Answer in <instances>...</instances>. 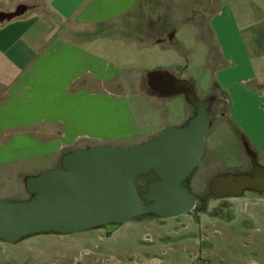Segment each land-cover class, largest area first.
<instances>
[{"label": "crops", "instance_id": "crops-1", "mask_svg": "<svg viewBox=\"0 0 264 264\" xmlns=\"http://www.w3.org/2000/svg\"><path fill=\"white\" fill-rule=\"evenodd\" d=\"M153 1L0 0V166L46 159L30 168L38 174L74 149L131 146L166 126L143 125L133 102L144 104L145 95L127 91L140 89L153 67H135L134 77L122 57L160 44L145 22L155 19L143 16ZM243 1L248 6L226 5L227 15L223 6L210 19L221 62L212 79L230 102L236 134L264 154V0ZM225 61L228 69H219Z\"/></svg>", "mask_w": 264, "mask_h": 264}, {"label": "rangeland", "instance_id": "rangeland-1", "mask_svg": "<svg viewBox=\"0 0 264 264\" xmlns=\"http://www.w3.org/2000/svg\"><path fill=\"white\" fill-rule=\"evenodd\" d=\"M236 2L245 4L243 0H154L143 16L155 19L145 22L158 30L162 46L154 43L140 52L130 47L122 56L130 59L129 74L134 77L135 67H153L151 71L170 67L190 78L200 97L215 98L204 156L188 177L196 207L177 217L146 214L113 230L98 226L69 234H35L16 242L0 240V264H264V191L245 189L237 196H216L210 189L216 175L252 174L256 162L264 167V154H257L236 134L228 114L230 102L227 105L220 90H211L221 62L210 17L223 6L227 15ZM226 21L231 22L230 15ZM229 36L235 39L233 24ZM228 67L225 61L219 69ZM141 84L140 89L127 91L145 95L142 105L133 102L136 98L132 101L143 125L149 122L157 131L163 123L180 125L194 115L196 109L181 94L164 98L151 92L146 79ZM147 99L161 110L156 113ZM37 163L49 165L44 159L32 165L0 166V199L29 198L26 178L34 175L30 168Z\"/></svg>", "mask_w": 264, "mask_h": 264}, {"label": "water", "instance_id": "water-1", "mask_svg": "<svg viewBox=\"0 0 264 264\" xmlns=\"http://www.w3.org/2000/svg\"><path fill=\"white\" fill-rule=\"evenodd\" d=\"M173 92H184L197 112L143 142L77 148L63 155L61 167L27 176L29 198L0 199V239L16 242L35 234H69L98 226L113 230L146 214L177 217L195 208L196 197L187 183L205 153L209 101L200 99L187 80ZM149 173L156 178L139 189V178ZM210 189L216 196L264 191V167L256 162L252 174L216 175Z\"/></svg>", "mask_w": 264, "mask_h": 264}, {"label": "flooded vegetation", "instance_id": "flooded-vegetation-1", "mask_svg": "<svg viewBox=\"0 0 264 264\" xmlns=\"http://www.w3.org/2000/svg\"><path fill=\"white\" fill-rule=\"evenodd\" d=\"M171 25H173L172 22H171ZM183 80L189 81L193 85L194 90L196 91V93L198 95L197 88H196L195 84L193 83V81L190 78L183 77L181 75H177V74L173 73L171 71L170 67L152 70L150 72V74L148 75L147 83H148L152 93H157L164 98H171L172 96H175L177 94H182V95H184V97L186 99L184 92H173L176 88L181 87V81H183ZM198 97L204 101H209L208 110L210 113L211 106L215 101L214 96L210 95L208 97H200L198 95ZM190 104H192V103H190ZM193 106L196 109V111H195V113H196L197 107L195 105H193ZM212 118H213V116L211 114V121H212ZM182 124H180V125H182ZM169 125H171V122ZM210 127H211V125H210ZM58 167H61V165H59ZM155 178H156V176L153 173H149L145 176H141L139 178V181H138L139 189L145 190L146 189L145 186L147 185V183H149L151 180H153ZM187 186H188V183H187ZM29 194L31 196L32 193L29 192ZM143 202L147 203L148 201L143 200Z\"/></svg>", "mask_w": 264, "mask_h": 264}, {"label": "trees", "instance_id": "trees-1", "mask_svg": "<svg viewBox=\"0 0 264 264\" xmlns=\"http://www.w3.org/2000/svg\"><path fill=\"white\" fill-rule=\"evenodd\" d=\"M175 13H176V12H174V15H173V12H171L172 17L175 16ZM214 13H215V12H214ZM214 13H213V14H214ZM213 14H212V15H213ZM212 15H211V17H212ZM176 16H177V14H176ZM176 16H175V17H176ZM175 17H174V18H175ZM211 17H210V19H211ZM185 18H186V20H187V18L192 19L191 16H190V17H187L186 15H185ZM212 80H213V81H212V84H211V90H212V92H218L219 90H218V88H217V85H216L215 79H212ZM0 240H1V239H0ZM3 241H4V240H3Z\"/></svg>", "mask_w": 264, "mask_h": 264}]
</instances>
